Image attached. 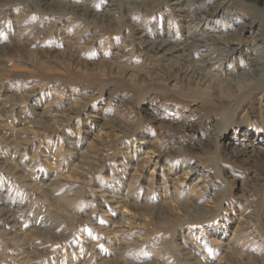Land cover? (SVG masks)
<instances>
[{
    "label": "rangeland",
    "instance_id": "1",
    "mask_svg": "<svg viewBox=\"0 0 264 264\" xmlns=\"http://www.w3.org/2000/svg\"><path fill=\"white\" fill-rule=\"evenodd\" d=\"M255 1L0 0V264H264Z\"/></svg>",
    "mask_w": 264,
    "mask_h": 264
},
{
    "label": "bare ground",
    "instance_id": "2",
    "mask_svg": "<svg viewBox=\"0 0 264 264\" xmlns=\"http://www.w3.org/2000/svg\"><path fill=\"white\" fill-rule=\"evenodd\" d=\"M255 3L260 4L262 6V8H264V0H256ZM200 43H203V45H212L215 47V49H213L210 52L205 53L203 55V58H204L203 62L204 63H203V65H201L198 68V71L196 70L197 74L202 73L203 70L205 69V67H208L209 65L223 61L227 57H229V54H227L225 56L219 55L218 57H216L213 60L211 59L213 53H218L220 51L227 50L229 48L228 43L227 44L226 43L221 44L220 42H217L216 40H212V39L201 40ZM169 45H170V43L166 40L153 44V46L150 48V52L152 54V57H157L160 60L164 59L166 57L182 59V58H186V55L182 54V52H181L183 49H185V51H190L191 49H197V48L202 47V45H200V44H196V45L193 44L191 46V48L181 47L180 44H173V46H171L170 48L165 49ZM253 67H254V70L246 71L244 74H242V77H244V78L246 77L248 79H252L255 81H259V82H262V81L264 82V58L255 60L253 62Z\"/></svg>",
    "mask_w": 264,
    "mask_h": 264
}]
</instances>
